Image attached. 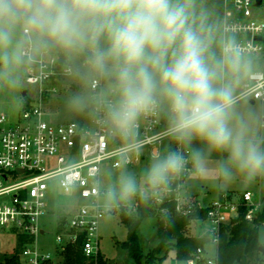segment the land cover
I'll return each mask as SVG.
<instances>
[{
  "label": "clouds",
  "instance_id": "obj_1",
  "mask_svg": "<svg viewBox=\"0 0 264 264\" xmlns=\"http://www.w3.org/2000/svg\"><path fill=\"white\" fill-rule=\"evenodd\" d=\"M50 62L67 108L119 144L105 196L122 212L162 201L184 176L221 187L264 177V114L237 88L252 68L205 0H0V92ZM147 128L158 146L137 173L126 165L148 148Z\"/></svg>",
  "mask_w": 264,
  "mask_h": 264
},
{
  "label": "built area",
  "instance_id": "obj_2",
  "mask_svg": "<svg viewBox=\"0 0 264 264\" xmlns=\"http://www.w3.org/2000/svg\"><path fill=\"white\" fill-rule=\"evenodd\" d=\"M225 4L223 31L236 38L244 56L261 55L264 21L254 13L253 8L260 6L257 0H225ZM259 36L263 38L259 40ZM62 78L55 62L35 66L25 76L35 93L30 95L27 90L28 100L21 102L17 113L0 111V256L4 244L2 235L8 238L7 243L12 241L10 237H16L17 245L7 255L18 248L19 237L26 236L29 240L19 247V264H65L67 246L79 241L84 256L97 258L101 253V220L107 212L101 204L105 194L101 187L102 174L104 169L122 167L119 144L86 114L79 120H52L47 101L59 91ZM243 83L242 97L264 104V71L249 72ZM154 131L152 128L142 130L149 153L144 152L141 158L126 166L149 158L158 146L154 142L159 137ZM188 179L184 176L177 180L172 191L152 205L166 213L165 205L173 202L174 212L183 217L203 210L206 217H193L190 224L203 223L202 235H208L211 245L218 244L222 227L239 217L240 206L245 207L244 217L248 221H253L261 211V203L254 201L250 190L224 192L208 204H203L200 197L189 199L184 194ZM55 186L64 192L65 205L67 200L75 203L65 215H56L55 245L48 249L40 238L47 234L49 221L43 222V218L52 211L49 193ZM185 264L218 262L206 248L199 247Z\"/></svg>",
  "mask_w": 264,
  "mask_h": 264
},
{
  "label": "rangeland",
  "instance_id": "obj_3",
  "mask_svg": "<svg viewBox=\"0 0 264 264\" xmlns=\"http://www.w3.org/2000/svg\"><path fill=\"white\" fill-rule=\"evenodd\" d=\"M206 6L213 13L220 27L222 25V19L225 12V0H205ZM256 17L264 21V2L262 5L253 8ZM264 37V33H263ZM247 62L251 65L253 70H261L264 71V52L257 56H245ZM249 72H245L241 75L240 80L237 83V88L241 92L244 88L243 82L245 81V77ZM29 90V94L33 95L35 93V89L28 85L25 81H23L22 87L17 90L14 94H8L6 92H0V111L5 112L7 114H15L19 111L21 107L23 91ZM68 85L66 84L64 78H62V82L60 83V89L57 93L53 94L47 101V106L50 108L52 114V120L58 122H67L70 120H79L82 118L84 114H76L70 111L65 103L66 96L68 95ZM16 97L20 100L19 103L14 100L13 97ZM245 102L249 100V98L244 99ZM150 149H146L144 152L149 153ZM148 163L147 159H141L138 163L136 162L133 165L126 166L128 169L139 173V171L144 168ZM119 169H104L101 179V187L106 192L107 186L113 182L116 174L120 171ZM11 176V174H10ZM188 184L184 189V194L188 196L189 199H196L199 197L198 195H202L205 203H209L211 200L215 199L217 196L207 193V187L217 188V184L197 181L189 178L187 180ZM228 189H236L239 191H244L245 189H249L254 194V201L256 203H261V211L264 213V177H257L251 182H245L242 179L234 180L230 185L226 186ZM214 192V191H213ZM50 204L52 206V211L43 218V222L49 221V225L47 226V234L40 238L41 244L48 249H51L53 245H55V238L57 233L56 228V215H65L69 212L74 206L73 201L67 200V205H65V201L67 198L64 197V192L58 187H52V190L49 193ZM101 204L107 212L105 216L101 220V228H100V251L107 257V261L109 264H136L135 260L129 255L128 250L124 247V242L127 241V228L125 224L122 222L121 217V206H116L111 204L105 194L101 198ZM127 215H133L136 213L132 210L123 211ZM141 243L143 246L144 253H148L153 251L155 247L160 243V234H159V220L157 215L149 216L145 218L138 229ZM189 232V229H188ZM1 236V235H0ZM4 244L3 250L1 252V256L5 255L3 253L6 252V255L13 250L17 245V241L15 236L10 237L11 242L7 243L5 236H3ZM259 239L261 245L264 247V222L259 225ZM216 247L214 245L211 246V253H215ZM166 251V249H164ZM166 258L163 260L162 264H185V261H179L174 254V251L171 249L167 250ZM207 250V251H209ZM263 258V254H262ZM156 264V263H155Z\"/></svg>",
  "mask_w": 264,
  "mask_h": 264
},
{
  "label": "trees",
  "instance_id": "obj_4",
  "mask_svg": "<svg viewBox=\"0 0 264 264\" xmlns=\"http://www.w3.org/2000/svg\"><path fill=\"white\" fill-rule=\"evenodd\" d=\"M27 100V95L22 97V101ZM165 206L168 208L166 213L158 211L152 202L149 205H138L133 215L121 212L122 222L127 228V241L124 242V247L136 264H162L167 256L163 252L164 249L165 252L175 250L176 258L179 261H186L194 256L199 247L206 248L209 244L208 235H191L188 232L193 217L200 219L206 217L203 210L191 217H183L174 212L173 202ZM245 211V207L240 206L239 217L222 227L214 254L218 264H264V254L261 252L263 246L259 239V225L264 222V213L259 212L253 221H248L244 217ZM153 215H157L159 220L160 243L153 251L144 253L138 229L145 218ZM61 220L63 223V218ZM28 240V237L20 236L18 248L11 255L0 256V264H19V247ZM65 264L109 263L102 253L93 259L84 256L79 241L75 245L67 246Z\"/></svg>",
  "mask_w": 264,
  "mask_h": 264
},
{
  "label": "crops",
  "instance_id": "obj_5",
  "mask_svg": "<svg viewBox=\"0 0 264 264\" xmlns=\"http://www.w3.org/2000/svg\"><path fill=\"white\" fill-rule=\"evenodd\" d=\"M224 14H225V12H224ZM223 20H224V15H223V19H222V25H223ZM222 25H221V28H222ZM244 99H246V98H244ZM247 104H248V106H249V108H251V110H253V111H255V112H257V113H260V114H263L264 113V104L263 103H261V102H259V101H254V100H252L251 98H249V100L247 101ZM193 181H194V179H193ZM186 184H188V182L186 183ZM247 190H249V189H245L244 191H247ZM214 191V192H213ZM244 191H239V190H234V189H231V188H227V187H221V186H217V188H211V187H207V193H211L212 192V194H215L217 197L221 194V193H224V192H229V193H241V192H244ZM251 191V190H250ZM199 197H200V201L203 203V204H208V203H205V200L203 199V196L200 194V195H198ZM216 197V198H217ZM215 198V199H216ZM214 200V199H213ZM212 201V200H211ZM210 201V202H211ZM209 202V203H210ZM188 229H189V234H191V235H202V233H203V230H204V225H203V223H191L190 225H189V227H188ZM211 244H207V246H206V250H211ZM216 247V246H215ZM207 251L210 255H214L215 253L213 252V253H211L212 251ZM216 250V249H215ZM174 251V254H175V257H176V253H175V250H173ZM103 256H104V258L106 259V260H108L107 259V257L103 254Z\"/></svg>",
  "mask_w": 264,
  "mask_h": 264
},
{
  "label": "water",
  "instance_id": "obj_6",
  "mask_svg": "<svg viewBox=\"0 0 264 264\" xmlns=\"http://www.w3.org/2000/svg\"><path fill=\"white\" fill-rule=\"evenodd\" d=\"M263 3V0H257V4L261 5ZM263 37L259 36L258 39L261 40ZM27 94V90L23 91V96ZM261 252L264 254V247H261Z\"/></svg>",
  "mask_w": 264,
  "mask_h": 264
}]
</instances>
